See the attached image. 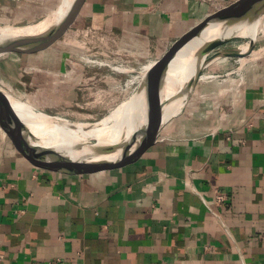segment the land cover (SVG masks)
Instances as JSON below:
<instances>
[{"label": "crops", "instance_id": "0c3cea01", "mask_svg": "<svg viewBox=\"0 0 264 264\" xmlns=\"http://www.w3.org/2000/svg\"><path fill=\"white\" fill-rule=\"evenodd\" d=\"M64 1L0 0V23L36 24ZM235 1L86 0L61 40L74 30L85 33L90 57L155 63ZM53 47L37 53L39 63L54 55L63 64L64 51ZM81 75L59 74L70 82L59 84L67 101L82 96L77 80H87L82 90L93 102L96 90L115 85L105 72ZM219 75L191 93L211 105H187L121 168L58 169L0 126V264H264V66L239 85L212 80ZM216 189L230 196L223 208L211 206Z\"/></svg>", "mask_w": 264, "mask_h": 264}, {"label": "water", "instance_id": "95a60500", "mask_svg": "<svg viewBox=\"0 0 264 264\" xmlns=\"http://www.w3.org/2000/svg\"><path fill=\"white\" fill-rule=\"evenodd\" d=\"M86 0H71L67 5L51 13L36 24L18 28L30 30L0 39V58L11 54L33 55L53 47L68 32L78 18ZM264 0H237L229 6L207 17L179 39L169 53L155 63L147 79L141 84L144 109L135 112L134 133L129 141L105 149L102 156L95 154L74 157L54 146H45L42 137L37 136L29 124L17 113L11 97L16 96L0 85V126L12 137L35 151L50 165L68 172L91 173L106 169L121 168L139 160L157 142L166 125L180 116L187 98L197 86L204 72L215 62L226 57L250 56V49L244 53L241 48L222 49L235 37H215L202 41L209 29L216 35L254 20H262ZM186 49L192 51L189 79L184 83L167 82L170 66ZM183 79V78H178ZM170 84V85H169ZM22 102V101H21Z\"/></svg>", "mask_w": 264, "mask_h": 264}, {"label": "rangeland", "instance_id": "374dc122", "mask_svg": "<svg viewBox=\"0 0 264 264\" xmlns=\"http://www.w3.org/2000/svg\"><path fill=\"white\" fill-rule=\"evenodd\" d=\"M262 22H264V16ZM0 26L16 27L9 22L0 23ZM73 32L76 35L72 33L67 34L65 38H63V40H61V42L54 46L51 50L52 52L54 51V53L56 50L64 51L63 64H61V58L54 60V55L50 61L42 58L43 60H41L39 63V59H41L43 55L42 53L31 56L11 54L4 58H0V85L22 102H27L26 104L33 109L44 112L48 115L66 118L77 125L90 124V126L93 127L95 124H98L105 118L109 117V115L115 110H123L122 102H127L129 98H131L137 92L135 89L139 81V77L137 76H141L142 72L144 71L143 69L147 66V64L150 65L151 63L143 62L141 65H139L142 67L140 70L133 64L129 65L128 67L125 66L124 61H122L123 59H120V56L115 53L110 55L107 54L105 56L100 54L97 55L98 58H94L92 56L90 57L88 54H92V52L88 51L90 45L85 41V33H80L77 36V31L73 30ZM249 38L235 37L222 49H230L234 47L242 49L247 43L253 41L251 38ZM253 48L254 50L250 54L251 60H249L247 64L242 66L241 63V59L245 58V56L228 58L227 64L222 66V70L216 69V74H220V77L218 79H213V81L219 83L221 80L224 83L223 85H229L230 83L239 85L248 72L252 70H259L262 66H264V25L263 30L257 35V40L254 41ZM258 59L260 60L258 61ZM116 67L122 71L116 70ZM212 68H209L204 72L206 73V76H211V74L214 76L216 75L209 73V71L213 70ZM134 70L139 71L140 74L138 72L136 73ZM61 71L63 75L68 78L71 76L75 77L74 74L76 75V73L79 74V76L82 74V78H85L86 74L90 73L91 71L102 73L105 72L109 78L113 77L115 79L114 84L117 87H115L114 84L109 83V81L106 82L109 85H114L111 87V91L107 89H101L102 91L100 89L96 90L95 92L101 93V97H97L96 95V101L93 102L92 97H87V91L85 89L82 90L83 88H86L85 85L87 80H77L75 83L83 84V87H80L79 90L80 96L82 95L79 98L81 101L79 100L77 102L76 100L71 99L67 101L69 97L68 95L66 97V93L64 94L63 91V94H61L60 89H62V87L59 84L63 82L64 89L69 88L70 85L68 86V83L70 82L69 80L63 81L60 79L59 74H62ZM209 82V80H204L202 84L209 86L207 84ZM100 84L105 85L102 83V81ZM107 84L105 85L106 87H108ZM211 98L212 97L209 96H192L191 94L187 98L185 107L183 108L180 115L184 114V109L187 107V105L192 107L195 106L196 109H198L200 105H211L213 103ZM139 101L140 99H137L134 104L137 105ZM112 121L113 120H110V125L113 124ZM169 123H171V121ZM87 142L106 144L110 142V138L106 135H99L96 136V138H91L90 140L88 139Z\"/></svg>", "mask_w": 264, "mask_h": 264}, {"label": "bare ground", "instance_id": "6f19581e", "mask_svg": "<svg viewBox=\"0 0 264 264\" xmlns=\"http://www.w3.org/2000/svg\"><path fill=\"white\" fill-rule=\"evenodd\" d=\"M70 1L71 0H65L64 5L62 7L67 5ZM263 25L264 22H262V20H259L257 22H254V20H248L247 22L237 25L232 29L226 30L225 32H223V34H218V35H216V30L214 31L213 29H209L203 34L201 40L209 41L211 39H214L215 37L219 38L221 36L224 38L250 37L253 41H255L257 40L258 33L263 30ZM20 29L21 28L12 27V26H0V39L19 32L30 31L27 29H23V30ZM250 44L251 41L250 43H247L244 48H242V51L244 53H247V51H249ZM191 54L192 51L190 49H186L181 54H179L175 62L170 66L168 78H167L168 83L171 84H177V82L184 83L189 79L190 77L189 73L192 67L191 59H190ZM249 57L245 56V58L241 59L242 66H244L249 62V60H251V57L250 58ZM259 60L260 59H258V61ZM155 63H151L150 65L147 64V66L143 69L144 71L142 72L141 76H139L138 82H140V84H142L144 80L147 79V76L149 75V73L153 68L151 66H154ZM115 69L118 71L121 70L118 69L117 67ZM211 77L212 76L202 75L200 80L202 81L205 79H211ZM178 78H183V79L178 80ZM141 95L142 92H139L138 90L132 96L133 98L132 97L129 98V100L125 103L122 102L123 110L121 109L115 110L112 114L109 115V117L105 118L103 121L99 122L98 124H95L93 127H91L90 124L77 125L67 120L66 118L60 116L48 115L44 112L33 109L32 107L26 104L27 102L24 103L18 101L14 97H11V102L17 113L23 118V120H25L29 124L33 132L37 136L43 138L44 140L43 144L45 146L49 145V146L58 147L59 149H62L63 151L74 157L86 156L91 154H95L96 156H102V153L104 152L105 149H108L110 147H115L117 145H121L129 141V139L131 138L132 134L134 133V123L136 121L134 114L136 111H138L139 114H141L144 109V103ZM137 99L138 100L140 99V101L137 105H135L134 103ZM110 120H113L112 125L109 124ZM99 135L100 136L106 135L107 137L110 138V142L106 144H96V143L87 142L88 139L90 140L91 138H96V136ZM81 141H85V142H81Z\"/></svg>", "mask_w": 264, "mask_h": 264}, {"label": "built area", "instance_id": "2783aa9c", "mask_svg": "<svg viewBox=\"0 0 264 264\" xmlns=\"http://www.w3.org/2000/svg\"><path fill=\"white\" fill-rule=\"evenodd\" d=\"M124 64L127 67L129 66L126 63H124ZM137 68H139L141 70L142 67L137 66ZM134 71H136V70H134ZM137 72L139 73V71H136V73ZM137 77H139V76H137ZM219 77L220 76H218L216 78H219ZM139 86H141L140 82L137 83V87L135 88L137 91L139 90ZM229 200H230V196L228 195V193L223 192V191H221L219 189H216L215 193H214L213 201L211 202V206L216 208V209L223 208L229 203Z\"/></svg>", "mask_w": 264, "mask_h": 264}]
</instances>
